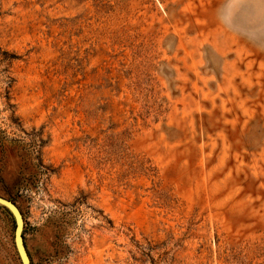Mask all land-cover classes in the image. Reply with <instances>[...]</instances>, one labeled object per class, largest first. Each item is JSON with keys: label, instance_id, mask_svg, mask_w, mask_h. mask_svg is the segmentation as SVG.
<instances>
[{"label": "rangeland", "instance_id": "374dc122", "mask_svg": "<svg viewBox=\"0 0 264 264\" xmlns=\"http://www.w3.org/2000/svg\"><path fill=\"white\" fill-rule=\"evenodd\" d=\"M0 196L31 264H264V0H0Z\"/></svg>", "mask_w": 264, "mask_h": 264}, {"label": "water", "instance_id": "95a60500", "mask_svg": "<svg viewBox=\"0 0 264 264\" xmlns=\"http://www.w3.org/2000/svg\"><path fill=\"white\" fill-rule=\"evenodd\" d=\"M0 206L5 208L13 217V241L21 264H31L23 242V218L19 209L13 202L1 196Z\"/></svg>", "mask_w": 264, "mask_h": 264}, {"label": "trees", "instance_id": "16d2710c", "mask_svg": "<svg viewBox=\"0 0 264 264\" xmlns=\"http://www.w3.org/2000/svg\"><path fill=\"white\" fill-rule=\"evenodd\" d=\"M13 58V57H12Z\"/></svg>", "mask_w": 264, "mask_h": 264}]
</instances>
